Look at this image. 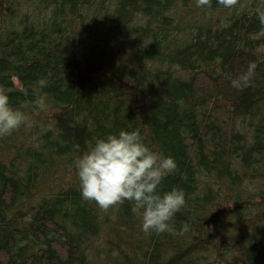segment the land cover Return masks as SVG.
<instances>
[{
  "label": "trees",
  "instance_id": "16d2710c",
  "mask_svg": "<svg viewBox=\"0 0 264 264\" xmlns=\"http://www.w3.org/2000/svg\"><path fill=\"white\" fill-rule=\"evenodd\" d=\"M257 7L0 0V88L32 122L0 137V264H264ZM120 129L175 158L159 189L185 192L172 231L82 197L76 157Z\"/></svg>",
  "mask_w": 264,
  "mask_h": 264
},
{
  "label": "clouds",
  "instance_id": "9594fccd",
  "mask_svg": "<svg viewBox=\"0 0 264 264\" xmlns=\"http://www.w3.org/2000/svg\"><path fill=\"white\" fill-rule=\"evenodd\" d=\"M225 7H232L238 0H218ZM198 7L211 6L212 0H195ZM255 15L264 24V7H257ZM250 64L249 73L254 70ZM241 79H233L234 87ZM47 81L41 78L42 88ZM27 91V90H25ZM40 88L33 89L38 110L48 105ZM29 115L10 103L7 91L0 88V137L11 134L21 125L31 127ZM79 148V145H76ZM74 165L79 179L81 195L94 200L103 209L124 202H132V211L140 217L145 232L172 231L175 213L186 203L185 192L180 187L160 191L164 178L173 173L178 165L172 155H165L144 143L139 129H120L97 137L91 147L79 154ZM187 224L183 230H187Z\"/></svg>",
  "mask_w": 264,
  "mask_h": 264
}]
</instances>
